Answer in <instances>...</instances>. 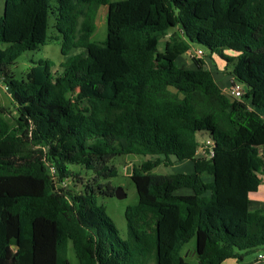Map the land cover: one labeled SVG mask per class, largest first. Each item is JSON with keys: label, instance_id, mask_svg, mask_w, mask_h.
I'll return each mask as SVG.
<instances>
[{"label": "trees", "instance_id": "16d2710c", "mask_svg": "<svg viewBox=\"0 0 264 264\" xmlns=\"http://www.w3.org/2000/svg\"><path fill=\"white\" fill-rule=\"evenodd\" d=\"M102 6L106 38L95 43ZM49 40L60 42L59 69L32 61L14 81L8 68ZM193 47L208 61L178 66ZM216 57L241 101L217 84ZM0 82L17 113L0 108V264H69V245L77 264L240 263L264 252V213L249 210L264 168V0H4ZM206 141L212 156L199 158ZM123 155L152 157L130 175L126 240L96 200L114 196L99 181ZM182 162L191 174L151 173ZM79 170L93 177L76 192L65 182L82 184ZM192 238L195 263L184 255Z\"/></svg>", "mask_w": 264, "mask_h": 264}, {"label": "rangeland", "instance_id": "374dc122", "mask_svg": "<svg viewBox=\"0 0 264 264\" xmlns=\"http://www.w3.org/2000/svg\"><path fill=\"white\" fill-rule=\"evenodd\" d=\"M112 2L121 1V0H111ZM3 2L4 0H0V16L2 15L3 10ZM106 16L103 18L99 14L98 20L96 21V28L94 33L91 36V41L95 43L103 42L106 38ZM53 20L50 19L49 23V30L48 34L56 35V32L52 28ZM217 60L215 63L209 62L210 68L213 70L214 78L218 85L223 86L222 90L223 93L227 97L230 96V88L234 84H238L244 94V88L239 83H234L231 81L229 75L224 73L223 70V62L216 57ZM63 56L60 53V42L58 40H49L47 43L39 47L34 51H27L23 53L13 65L8 68L10 76L13 78L14 81H21L24 77L25 73L28 71L29 67L32 65L31 62H37L39 60H48L51 61L54 65L53 71H57L59 69V64L63 61ZM207 60L204 57L203 52L199 53V49L191 48L186 54L182 55L177 59V65L183 67L185 69H193L197 67V60ZM208 61V60H207ZM236 100V99H234ZM242 97L238 100L241 101ZM0 108H4L7 113V117L11 120L17 116L14 104L10 98L9 93L6 90V86L0 82ZM22 150H29L34 149L36 147H31L30 142H25L22 145ZM154 158V157H153ZM148 159H152V157H144V156H137V155H123L113 157L110 160V163L116 169V175L109 179H101L99 182L105 187L107 184L114 189L121 188L126 197L124 199H117L114 196H107L99 194L96 191L97 186L94 187L96 191V200L97 204L102 206L105 210L107 217L110 219L112 224L118 231L119 237L121 240L127 239V227L126 221L124 218V212L126 207L133 206L137 203V194L135 190V186L130 179V175L135 167H138L143 162ZM72 169V167H71ZM81 172L82 177V184L75 183L72 181L65 182L67 188L71 189L72 191L79 192L81 189H84L88 182L92 179L93 174L90 171L79 170ZM193 172V167L190 162H182V163H175L171 166H164L163 164L153 168L151 171L152 174L156 175H170L176 173H184V174H191ZM203 180L205 182H209L211 180L210 177L204 176ZM184 193L189 194L190 192L184 191ZM251 211V210H250ZM195 248V238H192L185 246H184V255L186 256V251L189 253L187 256V261L191 263L196 262V258L192 256V252ZM252 255V254H251ZM246 257H249L246 256ZM67 260L69 264H77L75 255L69 245L67 250ZM230 261H227L226 264H230Z\"/></svg>", "mask_w": 264, "mask_h": 264}, {"label": "crops", "instance_id": "0c3cea01", "mask_svg": "<svg viewBox=\"0 0 264 264\" xmlns=\"http://www.w3.org/2000/svg\"><path fill=\"white\" fill-rule=\"evenodd\" d=\"M99 14L101 15L102 18L104 16H106L107 15V7L102 6L98 9L97 16L95 19V27H96V21L98 20ZM221 87L223 88V86H221ZM222 90H224V89H222ZM260 153L264 157V148L260 150ZM258 176L260 178L261 183H260L257 191L254 193H251L249 195V200H250L249 210L261 211L264 213V168H263V171ZM183 193H184V191H183ZM185 194H187V193H185ZM258 253H254L252 255H249V257H244L240 263H238L236 260H227V261H230L229 262L230 264H249L256 258V255ZM191 255L194 256V252H192ZM227 261H225L223 264H226Z\"/></svg>", "mask_w": 264, "mask_h": 264}, {"label": "built area", "instance_id": "2783aa9c", "mask_svg": "<svg viewBox=\"0 0 264 264\" xmlns=\"http://www.w3.org/2000/svg\"><path fill=\"white\" fill-rule=\"evenodd\" d=\"M199 53H202L201 50H199ZM243 95V91L241 89V87L237 84H234L231 86L230 88V96L232 99H236L239 100ZM211 142L210 141H206V142H202L201 145L199 146L197 152H196V156L199 158H204V159H208L212 156V150H210L207 152V146H210ZM249 264H264V252H259L256 255V258Z\"/></svg>", "mask_w": 264, "mask_h": 264}, {"label": "water", "instance_id": "95a60500", "mask_svg": "<svg viewBox=\"0 0 264 264\" xmlns=\"http://www.w3.org/2000/svg\"><path fill=\"white\" fill-rule=\"evenodd\" d=\"M114 197L117 199H124L126 197V194L121 188H117L114 190Z\"/></svg>", "mask_w": 264, "mask_h": 264}]
</instances>
